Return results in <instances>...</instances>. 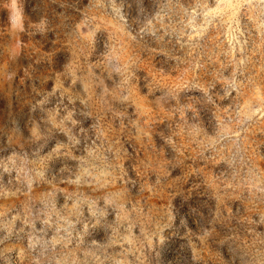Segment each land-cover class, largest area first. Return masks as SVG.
<instances>
[{
    "label": "clouds",
    "instance_id": "9594fccd",
    "mask_svg": "<svg viewBox=\"0 0 264 264\" xmlns=\"http://www.w3.org/2000/svg\"><path fill=\"white\" fill-rule=\"evenodd\" d=\"M0 264H264V0H0Z\"/></svg>",
    "mask_w": 264,
    "mask_h": 264
}]
</instances>
